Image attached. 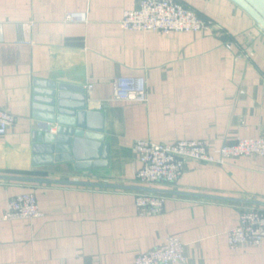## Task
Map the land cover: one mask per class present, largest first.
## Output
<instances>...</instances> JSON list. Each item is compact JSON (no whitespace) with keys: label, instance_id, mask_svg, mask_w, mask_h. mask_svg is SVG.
<instances>
[{"label":"crops","instance_id":"obj_1","mask_svg":"<svg viewBox=\"0 0 264 264\" xmlns=\"http://www.w3.org/2000/svg\"><path fill=\"white\" fill-rule=\"evenodd\" d=\"M179 1L219 28L124 30L137 0H0V107L15 117L0 134V176L55 180L0 178V264H131L168 235L184 245L177 264H264V238L226 241L241 206H264V156L186 160L171 184L135 180L136 139H205L215 156L238 137L264 139V32L230 0ZM115 76L144 77L146 101L113 100ZM35 80L82 87L86 109L103 114L105 165L32 164ZM139 187L166 196L159 212L136 209ZM20 192L34 194L39 215L3 220Z\"/></svg>","mask_w":264,"mask_h":264},{"label":"built area","instance_id":"obj_2","mask_svg":"<svg viewBox=\"0 0 264 264\" xmlns=\"http://www.w3.org/2000/svg\"><path fill=\"white\" fill-rule=\"evenodd\" d=\"M66 19H81L82 13L72 12ZM119 26L124 30L180 32L219 28L211 19L200 16L194 9L179 0H137L136 7L122 13ZM229 47V43L225 42ZM85 88L89 90L91 84ZM117 101H146L145 80L141 76H115L112 78V96ZM15 117L0 107V134L14 123ZM133 148L137 152L139 167L135 180L140 185L158 182L174 183L181 174L183 163L193 160L199 163H217L223 159L243 156H264V139L260 137H238L222 143L213 155L205 139H175L155 142L148 138L136 139ZM136 209L159 212L166 196L145 189L133 191ZM36 198L31 192H20L11 196L2 214L3 220L32 218L39 215ZM264 238V206L244 205L238 210L235 225L226 231L229 248L241 245H257ZM185 261L184 245L176 235L134 256L131 264H177Z\"/></svg>","mask_w":264,"mask_h":264},{"label":"water","instance_id":"obj_3","mask_svg":"<svg viewBox=\"0 0 264 264\" xmlns=\"http://www.w3.org/2000/svg\"><path fill=\"white\" fill-rule=\"evenodd\" d=\"M230 1L240 7L264 32V0ZM33 85L31 115L37 123L32 131V164L73 160L77 168L105 165L108 145L103 142V114L96 109H86V97L82 87L51 80H35ZM53 124L54 133L50 131ZM0 178L55 181L22 176H0ZM64 182L95 186L110 185L86 181Z\"/></svg>","mask_w":264,"mask_h":264}]
</instances>
